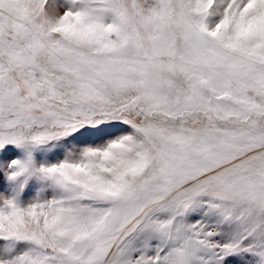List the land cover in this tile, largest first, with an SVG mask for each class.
<instances>
[{"label": "snow or ice", "instance_id": "obj_1", "mask_svg": "<svg viewBox=\"0 0 264 264\" xmlns=\"http://www.w3.org/2000/svg\"><path fill=\"white\" fill-rule=\"evenodd\" d=\"M0 264H264V0H0Z\"/></svg>", "mask_w": 264, "mask_h": 264}]
</instances>
